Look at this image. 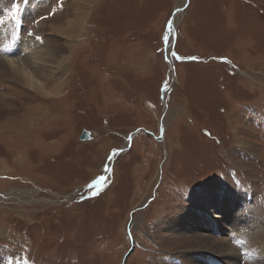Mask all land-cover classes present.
Instances as JSON below:
<instances>
[{"label":"rangeland","instance_id":"1","mask_svg":"<svg viewBox=\"0 0 264 264\" xmlns=\"http://www.w3.org/2000/svg\"><path fill=\"white\" fill-rule=\"evenodd\" d=\"M0 1V264H188L227 236L175 230L211 194L245 195L264 243V0Z\"/></svg>","mask_w":264,"mask_h":264},{"label":"bare ground","instance_id":"2","mask_svg":"<svg viewBox=\"0 0 264 264\" xmlns=\"http://www.w3.org/2000/svg\"><path fill=\"white\" fill-rule=\"evenodd\" d=\"M1 8L2 7H1V1H0V10H1ZM5 13L3 10L0 11V17H1V19H0V49L2 48V44H3L5 37L11 36L12 38H14V35H15L14 28L15 27H13L12 24L15 23L17 19H19L16 17L5 19V17H6ZM8 15H10V14H8ZM179 17H180V12H177L174 19L177 20ZM176 20L171 22V24H172L171 29L169 28V30H168L169 35L171 34L170 32L172 31V27H173L174 23L176 22ZM18 22H19V20L17 21V23ZM9 25H11V27H12L11 31L9 30V28H10ZM41 26H42V24H41ZM56 30H57V32H59V30L62 31V29H58V28H56ZM77 30H78L77 27L74 26V24L72 23L71 20H69L66 24V29L63 30V33L66 35L68 33L70 35H72V33L75 34V32ZM26 40H28V39H26ZM26 40L24 41V44L23 43L21 44V47L24 46V48H23L24 54L25 53L27 54L24 59H32V60H34L32 63L37 64L38 59H39L38 54L42 53V51L39 52L41 50V45H40V43H37L35 41V38L31 39L29 37L28 42ZM22 41H23V39H22ZM14 45H16V44H14ZM5 50L6 49H4L3 51L0 50V55H1V52H4L2 55L9 54V53H6ZM9 55H11V54H9ZM7 56L5 57V59H7V60H4V61L6 63V66L8 65L7 67L10 68V70H11L10 74L12 75V77L15 80H17L20 83H22L23 85H25V87H28L31 89H35V88L40 87L35 82L33 76L28 71L27 67H25L24 63H22L21 59L20 60H17L16 58L12 59V58H8L9 56L8 57ZM19 57H20V55H19ZM1 62L4 63L3 61H1ZM0 73H1V70H0ZM110 160L108 162L109 163L108 166H110V164H111ZM108 170H106V172ZM244 196L245 195L239 194V195H237V197L234 201V200H232L231 195H229V198H228L224 194H211L210 196L202 198V199H204L203 204L210 206V208L208 209V211H209L208 213H210L211 216H208L207 214H204V213H198L196 211L193 214H185L183 216V218H180L179 221H177L178 228H175V230H177V231L186 230L187 226H189V224H190V228H192V230H198V231L203 232L204 229H208V231L210 229H213L219 233H221V232L226 233V235H227L226 239L230 238V241L227 242L226 239H223L222 241H219L217 239H208V238L204 237L203 234H199V235H201L200 237L195 236V238H196L195 240L199 241V244H200V242L205 243V245H204L205 248L204 249H196L194 251H195V253H199L200 251L202 253H206V254H204L206 256V258L203 257V254L192 255L191 258L188 260V264L196 263L198 261V258H200V259L203 258V260L207 259L205 261V264H219L222 260L219 259L218 257H220L222 259H226L227 261L229 259L234 260V258H235L236 261L234 264H238L237 257H239V255L235 249H237V250L242 249L243 253H245V258L243 260L247 259V261H249L250 264H264V248L262 247V244H264V243H262V238L258 236V233L255 232V229L257 227V222L255 225L252 224V219H254V216L252 215V212H251L250 208L248 207L249 201H247V198H245ZM202 199L200 201H202ZM235 202L237 203L236 205L234 204ZM232 206H233V208H235V210H234L235 212L234 213L232 212L229 216H227L228 213L231 212L228 210L230 208H232ZM227 207H228L227 210L223 209V208H227ZM180 220H182V222H184V223H180ZM254 232H255V234H254ZM208 235H211V234H207L206 236H208ZM194 244H196V243H194ZM195 248H197V247H195ZM247 253L250 254V256H252L253 258H251L250 256H249L250 258L247 257ZM215 254H217V256L218 255H220V256L215 257L214 256ZM211 255H213V256L211 257ZM207 256H210V257L207 258ZM240 258H242V257H240Z\"/></svg>","mask_w":264,"mask_h":264},{"label":"water","instance_id":"3","mask_svg":"<svg viewBox=\"0 0 264 264\" xmlns=\"http://www.w3.org/2000/svg\"><path fill=\"white\" fill-rule=\"evenodd\" d=\"M182 8H180V9H178L177 11H176V13L179 11H181L182 12ZM173 20V19H172ZM172 22V21H171ZM174 28V27H173ZM81 141H85V140H88V139H90V137H89V132L88 131H83L82 132V134L80 135V138H79ZM122 152H124V149L123 150H117V151H115L114 153H112V154H114V155H112V157L109 159L111 162V164H110V166L108 167L109 168V170H110V168H111V166H112V161H113V159H114V157H116L117 155H119L120 153H122ZM109 170H108V172H109ZM108 172H107V174H108ZM106 176L107 175H105V178H106ZM104 178V179H105ZM103 179V180H104Z\"/></svg>","mask_w":264,"mask_h":264},{"label":"crops","instance_id":"4","mask_svg":"<svg viewBox=\"0 0 264 264\" xmlns=\"http://www.w3.org/2000/svg\"><path fill=\"white\" fill-rule=\"evenodd\" d=\"M201 13L206 14V15H207V14L210 15V14L215 13V10H214L213 8H210V9H207V10H203ZM192 15H193V14H192ZM194 17H195V16H194ZM192 18H193V17L191 16V17L189 18V20H192ZM192 24L195 25V22L193 21ZM195 31H196V30H194V32H195Z\"/></svg>","mask_w":264,"mask_h":264}]
</instances>
